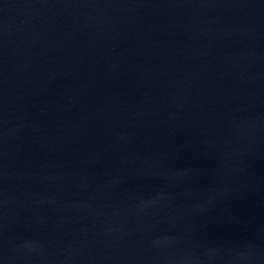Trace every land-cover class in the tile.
Instances as JSON below:
<instances>
[{
    "label": "water",
    "instance_id": "water-1",
    "mask_svg": "<svg viewBox=\"0 0 264 264\" xmlns=\"http://www.w3.org/2000/svg\"><path fill=\"white\" fill-rule=\"evenodd\" d=\"M0 264H264V0H0Z\"/></svg>",
    "mask_w": 264,
    "mask_h": 264
}]
</instances>
